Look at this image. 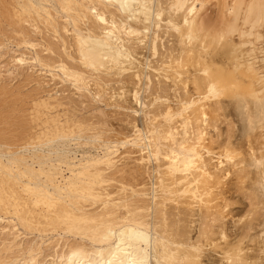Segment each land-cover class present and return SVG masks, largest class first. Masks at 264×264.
I'll use <instances>...</instances> for the list:
<instances>
[{
  "label": "bare ground",
  "instance_id": "obj_1",
  "mask_svg": "<svg viewBox=\"0 0 264 264\" xmlns=\"http://www.w3.org/2000/svg\"><path fill=\"white\" fill-rule=\"evenodd\" d=\"M213 10L218 13V19L215 22L214 20L209 22L207 18ZM163 19L166 20V27L178 31L176 38H179L180 45L188 44L187 51L185 50L188 52V63L185 61L187 64L184 65L183 62L184 68L179 70L176 66L178 71L175 70L176 68L174 69L175 79L178 77L177 80L174 77L170 78L173 85H171L173 87V91H171L174 92L176 98L178 97L179 104L173 107L172 104L169 105L170 103L162 102L165 101L164 99L161 101L162 93L167 92V90H163V87L171 88L170 84L165 82L162 86L164 81L160 80L156 82L157 85H154L155 82L150 86L147 84L150 90L157 93L154 96V100H157V102L155 101L157 106L155 105L153 110L154 123L149 122L151 126H147L148 135L146 134L144 137H140V129L134 125V130L137 133L125 140L140 146L142 138L145 139L144 141L148 139L147 146L153 147V149L150 148L151 150L148 149L151 164L156 162L153 167H150L156 166L161 177L160 188L158 187L160 194L156 192L154 194L153 191L152 196L146 198L147 193L143 190L145 186H140L141 188L133 186L130 191H127L128 189L126 190L121 183V186H118L121 190L118 189L117 196L104 198L103 192L97 190L104 189L102 183L111 180L122 182L128 175L133 178L141 175L142 172H145L140 170L144 168L142 163L147 159H144L143 155L139 157L140 162L138 161L134 166H132L134 162L130 166L126 162L127 165L117 167V163L115 166L113 165L110 156L112 152L109 149L97 156L81 155L77 161L76 156L72 157L68 152H64V149H62L63 152H56L58 146H66L67 139L70 136L74 137L80 131L76 130V128H80V123L76 124L79 120L67 117L63 120L60 119L58 111L63 108V102H65H62L60 97L56 99L55 96L48 94L43 98H36V101L32 103L34 106H31L36 112L34 119L40 123L38 133L32 132L33 128L29 127L30 130L32 129L30 132L27 127L29 132L25 131V134L21 129L19 135L18 131L20 130L12 128V125L9 127L17 130L14 135L18 134V139L14 135L15 139L8 136L10 135L9 130L12 131V129L8 128L7 132V125V135L0 132V216L1 213L4 215L0 218V223L3 224L0 225L2 244H0V264H153V262L157 264H264V0H0V49L7 43L15 46L16 50L20 47L25 48L24 51L28 49L29 54H25L26 51H23L16 55L13 53L16 50L12 49L14 55L11 56L15 65L23 67L24 64L31 63L32 65L34 63V65L37 64L48 69L52 76H54L52 70L58 69L65 81L69 79L77 89L84 90V85L81 86L78 83L84 78L83 71H90L98 77L99 73L101 74L102 71L106 73L113 67L117 73L127 69L131 70L132 67L135 68L133 55L140 43L146 45L145 48L154 54L157 50L156 43H158L155 40L159 34L155 29L151 34L149 33L150 36L146 32L151 28L150 25L152 27L155 25L158 29L159 22ZM143 33L144 38H147V40L144 39L145 41H142L139 36L140 34L142 36ZM246 36H248L247 39ZM228 37L230 38V41H227L228 44H236V42L240 44L239 47L237 43L239 49L235 52L236 56L242 48L241 45H246L244 47H247L245 53L248 57L245 56V60H239L242 54L240 53V58L237 57L234 60L231 56H235L231 55L232 59L229 61H232L220 65L218 64L220 62L216 61L214 53L209 50V46L222 43V41L224 43ZM237 38L242 39L237 41ZM195 39L200 44L197 46H201L199 50L192 46L193 41L196 42ZM184 46L186 47V45ZM233 48L231 52L237 49V47ZM255 49L259 50L257 51L259 54L255 52ZM241 51L243 52V50ZM252 51L257 55L252 54ZM24 54H28L27 56L31 54V56L27 58ZM225 59L228 60L227 57ZM185 66H187L186 69ZM188 66H192V68ZM139 71L141 73V70ZM26 72L24 74L27 77L22 78V80L26 78L24 82L31 78L27 79L28 72ZM29 74L31 73L29 72ZM92 74L90 73V75ZM164 77L168 78L170 75L166 74ZM3 93H1L2 96ZM132 96L136 103L138 91L134 90ZM225 97L228 100L227 98L225 100ZM90 101L92 102V100ZM10 102L14 103L12 100ZM232 104L234 107L232 109H239L240 112L246 111L244 114L246 115L244 116L246 126L242 128V130L244 129L243 134H240L243 138L233 137L235 139L232 140V134L226 133V141L219 140L217 144L219 150L215 152L211 143L215 141L214 136L218 138L222 134L219 132L218 127L221 125L217 124V120L221 116L225 117L234 113L229 109ZM68 105H66V109H69ZM159 106L161 109L157 110L156 108ZM227 106L229 107L228 111L224 112ZM87 107L89 106L87 105ZM76 109L74 110L76 111ZM133 111L136 113V109ZM52 112L56 113L52 114ZM141 112L147 113L142 109ZM141 116L144 115L141 114ZM157 116L160 117L157 118ZM6 117L3 116L0 120L2 118V122L7 120ZM15 117L18 118V116ZM133 117L136 118L135 115ZM133 117L132 119L135 120ZM17 118H14L15 121L21 123V118L18 120ZM79 118L83 120L82 117ZM231 118L233 119V117H229L226 122L228 123L227 127L230 125L227 128L228 132L234 122V119ZM23 120L21 125L25 127L28 121L25 122L27 118H23ZM28 120L30 121V119ZM8 122L10 124L12 121ZM221 124L223 123L221 122ZM1 127L3 130L5 125ZM1 129L0 131H2ZM82 129L81 131H84L85 128ZM214 131L215 133L217 131L215 135ZM231 132L233 133L232 129ZM240 135L239 137H241ZM89 136H86L87 139L93 135ZM222 139L224 140V138ZM20 140L23 143H20ZM16 141H20V144L18 145ZM89 142L83 143L88 144ZM54 145L56 147H53ZM26 146L33 150H30L28 154L19 153V149ZM44 148L47 149L46 152L43 151ZM26 149L28 148L26 147ZM152 157L154 160L151 159ZM141 164L143 167L140 166ZM63 167L68 171L67 175L63 173ZM109 168L111 169L108 173L104 172ZM231 177L238 180L235 181V184L240 185V187L237 185L238 189L240 188V193L242 192L248 203L246 205L249 207L245 214L239 216L238 220L233 219L235 222L230 223L241 224L242 228L239 229H242V235L245 236L241 240L246 238L247 244H244L243 240L241 245L238 239V242L234 240L236 243L232 241V248H227L226 246L231 247V245L226 241L224 218L227 216L229 219L228 215L232 213L230 206L234 203L233 201L231 203L229 196L226 195L227 180ZM108 194L105 193L106 196ZM95 203H98L99 207ZM93 204L94 207L91 208ZM256 214L261 215V220L258 222L260 228L257 232V236L262 238L260 241L255 240V234L249 232L254 228L253 220L257 219ZM187 215L197 216L194 219L198 220L196 222L198 223L196 229L199 230L198 238L200 237L199 233L202 234H200V241L202 238L204 239L202 236L206 235L209 236L206 238L212 240L213 237L210 235L216 232L214 227L218 225L217 222L220 223V228L216 227L218 235L215 238L222 243L213 242V247H220L222 250L220 253H223L224 256L216 259V256L210 258L205 254L208 250H202V243L192 240L194 238L190 235L192 236L194 231L190 230V223L189 225L185 224ZM5 217L8 220H4V224L1 221ZM118 217L121 218L118 219L119 221ZM194 219L190 221L187 218L186 222L188 223L187 220H189L193 224ZM196 223L193 225L196 226ZM16 225L21 227L23 232L15 229ZM191 227L194 228L192 225ZM47 231L64 236L54 240V244L51 239L53 249L50 247L51 245L47 246L53 250V253L48 254V261L42 262V260L40 263L37 255L40 254L38 244L42 239L37 244L36 240H33L36 238L33 234L31 237L33 241L27 238L28 241L21 243L23 238L20 239L18 236L23 234L24 237L25 234L33 232L42 235L41 233ZM191 231L193 233H190ZM17 238L20 241L16 240ZM215 238L213 241L216 240ZM227 240L230 241V239ZM248 241L253 244L248 245ZM46 243L48 244V241ZM223 259L225 260L223 261Z\"/></svg>",
  "mask_w": 264,
  "mask_h": 264
},
{
  "label": "rangeland",
  "instance_id": "obj_2",
  "mask_svg": "<svg viewBox=\"0 0 264 264\" xmlns=\"http://www.w3.org/2000/svg\"><path fill=\"white\" fill-rule=\"evenodd\" d=\"M213 3H214V1H212ZM211 2V3H212ZM215 12V13H214ZM213 13V14H212ZM212 13L209 15V17L207 18L208 20H209V22L211 21L212 22V20H214V22L215 21H217V19H218V13L216 12V10H213L212 11ZM211 17V18H210ZM178 19L180 18L179 16L177 17ZM211 19V20H210ZM165 22H166V20L165 19H163V20H161L160 22H159V24L161 25V27H160V25H159V27H158V29H156L157 27L154 25L153 27H152V25H150V27L152 28H150L146 33H147V35L148 36H150V34L152 33V31H155V30H157L156 32H157V34H159L158 35V37L156 38L157 40H155V42H158V43H156L157 45H156V47H157V50H156V52L153 54V53H151V51L148 49V48H145V46L146 45H144L143 43H140V44H138V46H137V48H136V53L134 52V57L133 58H135V59H133L134 61V63H133V66H135V68L134 67H132V69L130 70V69H127L126 71H123V72H119L118 71V73H117V71L116 70H114L113 68L112 69H110V70H108L106 73L104 72V71H102L101 72V74L99 73L98 74V77H97V75L96 74H92V72H90V71H88V72H86V71H83V74H85L83 77L85 78H82V80H80L78 83H80V85L82 86V85H84L83 87V89L84 90H82V89H77L76 87H75V85H73L72 83V81H69V79L67 80L66 79V81L64 80V77H63V75H62V73H60V70L58 71V69H54V70H52V73H53V75L54 76H52L51 75V72L48 70V69H44L43 67H40V66H38L37 64H35L34 65V63H32V65H31V63H27L26 65L24 64L23 65V67H25L26 68V70H24L25 68H23V67H20V66H18V65H15V62L12 60V56L15 54H20L21 52H23L24 51V49L25 48H22V47H20L18 50H16L17 48L15 47V46H12V45H9L8 43V45L6 44V48L5 47H3V48H1L0 49V103H1V105H0V118L1 117H6V118H8L7 120H4L3 122L1 121V120H3V118L0 120V124H2V123H5V122H8L9 120L10 121H12V122H10V124H9V122L8 123H5V124H2L1 126H3V125H5V132H4V129L2 130L1 128H3V127H1L0 129L2 130V131H0L1 132V134H4L5 136L7 135V133H6V125L8 126L7 127V132H8V128L9 129H12V128H18L20 131H18V134H19V132H21V129H22V131H30L31 132V130L29 129V127L30 128H33V130H32V132H35V133H38V131L40 130V123H38V121H36V119H34V116H35V114H36V112H34L35 110H34V107H32V106H34V105H32V103H34L36 100V98H43V97H45V96H47L48 94H50L51 96H55V98L56 99H58V97H60L59 99L63 102V101H65V102H63V108H61V109H59V111H58V113H60L59 115H60V119H64L65 117H67V118H69V119H73V120H79L78 121V123L76 122V124H79V126H80V128H76V130H80L81 131V129L83 128H85L84 129V131H81V133H80V131L77 133V134H75L74 135V137L73 136H70L68 139H67V141H66V146H67V148H66V146H58L57 148L58 149H60L59 151H58V149L56 148V152H63L64 150V152H68V154L69 155H71L72 157L73 156H76L75 157V159H76V161L81 157V155L82 156H84V155H92V156H97V155H101L102 154V152L103 151H105L106 149H109V150H111V154H110V156H111V158H112V162L114 163L113 165L115 166V164L117 165V167L118 166H120V165H127V163H128V166H130L133 162V165L132 166H134V164L135 163H138V161H139V157L140 156H143L144 157V159H147L146 160V162H145V160L143 161V165H144V168H141L140 170H141V172L142 171H145V172H142L141 173V175L139 174V175H137L135 178H133L132 176H129L128 174H126V175H128L127 177H125L123 180H124V182H123V180H122V182L121 181H116V180H111V181H106V182H104V183H102V188L104 187V189H97L98 191L100 190L101 192H103L102 194H103V197L104 198H114L115 196H117L118 195V191L119 190H121V189H119V187L121 186V183L125 186V188H126V190L127 191H130L131 190V188H133V186H134V188H137L138 186H139V188H141L142 186H145V187H143L144 189L143 190H145V192L147 193V196H145L146 198H150L151 196H152V193H153V191H154V194H155V192L158 194L159 192H160V180H161V177H160V174H159V172H158V169L157 168H151V167H153V164H155L154 162H153V164H151L152 163V161L150 160V157H149V150H151L150 148L152 147V146H147V142L146 141H148V139H146V141H144L145 139L144 138H142L143 139V141L141 140L140 141V146L139 145H137V144H131L130 142H126L125 140H126V138L128 139V138H131L135 133H137L134 129H135V127H134V125H136V128H138V129H140V137H144V136H146V134L148 135V132H147V129H148V127L147 126H151V123L153 122L154 123V112H153V110H154V108L157 106L156 105V102H157V100H154V96L157 94L156 92V94L152 91V90H150V88L148 87V86H150V84H154V82H155V84L154 85H157L156 84V82H158L159 80L161 81V82H163L164 81V83H162V86L165 84V82H166V84H170V86L172 85V80L170 79V78H172V77H174V79H175V71H174V69L176 68V66L178 67V70L179 69H182V68H184V65H186L187 63H188V57H187V53L188 52H186L187 50H186V48H187V46H188V44H184V45H186V47L184 46V45H180V43H179V41H178V39L176 38V34H178V31L176 30H172V28L171 27H166L165 26ZM163 25V26H162ZM167 25V24H166ZM155 29V30H154ZM161 29V30H160ZM167 31V32H166ZM159 32V33H158ZM171 33V36H170V33ZM176 32V33H175ZM145 33V34H146ZM150 33V34H149ZM161 33V34H160ZM166 33V34H165ZM168 33V34H167ZM173 34V35H172ZM162 35V36H161ZM140 37H141V39H142V41H145L144 39L146 38H144V33H143V35L141 36V34L139 35ZM166 37V38H165ZM230 37V36H229ZM226 38L227 40L226 41H224V43H223V41H222V43H218V44H210V45H212V46H209V50L212 52V53H214L213 55H214V57H215V59H216V61L217 62H220V63H218V64H222V65H225V64H227V62H230V61H232V60H230L229 61V59H234L235 60V58H237V57H239L240 58V53H242L243 54V56L245 57H248V55H247V53H245L247 50V47L245 48L244 46H246V45H244V46H242L241 45V47L243 48H240L241 50H243V52L240 50V51H238V55L236 56V53L235 52H237V50L239 49L238 48V42H236V44H237V46H236V44H228V42L227 41H230L229 39L230 38ZM247 37L248 36H246L245 38L247 39ZM158 39H159V41H158ZM161 39V40H160ZM241 39L242 38H237V41H241ZM243 39H244V37H243ZM146 40H147V38H146ZM174 40V41H173ZM196 40V39H195ZM164 41V42H163ZM171 41V42H170ZM194 43H192L193 45V48H195V49H197V50H199L200 49V47H198L200 44H198L199 43V41H197L196 40V42L195 41H193ZM198 42V43H197ZM225 42H227L226 43V45H225ZM230 43V42H229ZM225 45V47H224V45ZM141 45V46H140ZM159 45V46H158ZM196 45V46H195ZM198 45V46H197ZM232 46V47H230V46ZM235 45V46H234ZM9 46V47H8ZM144 46V47H143ZM190 46V45H189ZM191 46V47H192ZM228 46H229V48H228ZM166 47H168V48H166ZM179 47V48H178ZM197 47V48H196ZM233 47H237V49H235L234 50V52H231V50L232 49H234ZM239 47H240V44H239ZM171 49V51H169L170 49ZM172 48H174L173 50H172ZM181 48V49H180ZM183 48H185V49H183ZM231 48V49H230ZM12 49H13V51L14 50H16V51H18V52H13L12 51ZM142 49H144V50H142ZM149 51H148V50ZM160 49V50H159ZM168 51H167V50ZM176 49H178V50H176ZM189 49V48H188ZM224 49H226V50H224ZM141 50V51H140ZM162 50V51H161ZM176 50V51H175ZM180 50V51H179ZM186 50V51H185ZM208 50V51H209ZM215 52H214V51ZM219 50V51H218ZM222 52H221V51ZM26 51V52H25ZM24 52H25V54L26 53H28V49H26ZM139 53H138V52ZM159 51V52H158ZM165 51V52H164ZM227 51V52H226ZM257 51H259L258 49H255V52H257ZM14 54H13V53ZM163 52V53H162ZM175 52V53H174ZM220 52V53H219ZM231 52V53H230ZM253 53V51H252V54H254V55H257L256 53ZM2 53V54H1ZM3 53H6V54H3ZM11 53V54H10ZM151 53V54H150ZM157 53V54H156ZM215 53H217V54H215ZM233 53V54H232ZM235 53V54H234ZM244 53H245V55H244ZM258 54H259V52H257ZM24 54V56H26L27 58L28 57H30L31 56V54L29 55V56H27V55H25ZM143 54V55H142ZM147 54H148V56H147ZM184 54V55H183ZM242 54H241V58L239 59V60H245L246 59V57L244 58L243 56H242ZM3 55V56H2ZM12 55V56H11ZM140 55V56H139ZM150 55V56H149ZM174 55V56H173ZM183 55V56H182ZM221 57H219V56ZM224 55H226V56H224ZM231 55H234L235 57H233V56H231ZM146 56V57H145ZM158 56V57H157ZM230 56L232 57V58H230ZM250 56H252V55H250ZM138 57V58H137ZM158 59H157V58ZM161 57V58H160ZM176 57V58H175ZM184 57V58H183ZM216 57H219V58H216ZM225 57H227V59L228 60H224V58ZM244 59H243V58ZM137 59V60H136ZM164 59V60H163ZM174 59V60H173ZM178 59H179V61H178ZM220 59H221V61H220ZM159 60V61H158ZM175 60H176V62H175ZM233 60V61H234ZM142 61V62H141ZM174 61V62H173ZM182 61V62H181ZM185 61H187V63L185 62ZM224 61H225V63H224ZM11 64H9V63ZM150 62V63H149ZM152 62V63H151ZM185 64H184V63ZM13 63V64H12ZM149 63V64H148ZM176 63H177V65H176ZM181 63V64H180ZM126 64V63H125ZM135 64V65H134ZM179 64V65H178ZM184 64V65H183ZM9 65V66H8ZM15 67H14V66ZM31 65V66H30ZM147 65V66H146ZM158 65V66H157ZM164 65V66H163ZM168 65V66H167ZM172 65V66H171ZM180 65H183L182 67L180 66ZM28 66H29V68H28ZM165 66H167V67H165ZM6 67V68H5ZM154 67V68H153ZM179 67H181V68H179ZM186 67L187 66H185V69H186ZM189 68L191 67L192 68V66H188ZM23 68V69H22ZM43 68V69H42ZM157 68V69H156ZM163 68H164V70H163ZM170 69V70H169ZM40 70V71H39ZM43 70V71H42ZM139 70H141V73H140V71ZM176 71H178L177 70V68L175 69ZM184 70V69H183ZM25 71H27L26 73L28 74V78L27 79H29V77H31L28 81L26 80V82H24L25 80L24 79H26V78H24L23 80H22V78L23 77H27L25 74H24V72ZM55 73H54V72ZM56 71H57V73H56ZM132 72L131 74L129 73V72ZM152 71V72H151ZM157 71V72H156ZM180 71H182V70H180ZM29 72L31 73V74H29ZM34 72V73H33ZM46 72V73H45ZM92 74V75H90V73ZM133 72H135V73H133ZM161 72V73H160ZM168 72V73H167ZM19 73V74H18ZM36 73V74H35ZM60 75H59V74ZM86 73H88L87 74V76H86ZM127 73H128V75H127ZM137 73V74H136ZM147 73V74H146ZM153 75H152V74ZM157 73V74H156ZM22 74H24V75H22ZM43 74V75H42ZM57 74V76L55 77V75ZM111 74V75H110ZM170 75V77H168V78H165L164 76L165 75ZM183 74H185V72H183ZM33 75V76H32ZM36 75V76H35ZM41 75H42V77H41ZM61 75H62V77H61ZM110 75V76H109ZM116 75V76H115ZM120 75V76H119ZM140 75V76H139ZM143 75H145V76H143ZM86 76V77H85ZM100 76V77H99ZM136 76V77H135ZM139 76V77H138ZM157 76V77H156ZM159 76V77H158ZM181 76V75H180ZM182 76H184V75H182ZM16 77V78H15ZM20 77V78H19ZM88 77V78H87ZM122 77V78H121ZM130 77V78H129ZM161 77V78H160ZM35 80H34V79ZM39 78V79H38ZM96 78V79H95ZM33 79V80H32ZM84 79V80H83ZM117 79V80H116ZM126 79H127V81H126ZM168 79V80H167ZM178 79V77L175 79V80H177ZM20 80H22V81H20ZM38 80V81H37ZM100 82H99V81ZM136 80V81H135ZM171 80V81H170ZM35 81V82H34ZM85 82V84H84V82ZM98 81V82H97ZM102 81V82H101ZM47 82V83H46ZM83 82V83H82ZM130 82V83H129ZM146 82V83H145ZM4 83V84H3ZM20 85H19V84ZM23 83V84H22ZM41 83V84H40ZM88 83V84H87ZM101 83V84H100ZM121 83V84H120ZM7 84V85H6ZM96 84V85H95ZM100 84V85H99ZM116 84V85H115ZM133 84V85H132ZM147 84H148V86H147ZM4 85V86H3ZM15 85V86H14ZM19 85V86H18ZM25 85V86H24ZM136 85V86H135ZM160 85H161V83H160ZM23 86V87H22ZM35 86H37L36 88H35ZM88 86V87H87ZM90 86V87H89ZM93 86V87H92ZM126 86V87H125ZM173 86V85H172ZM171 86V88L170 87H168V89L167 88H164L163 87V90H167V92H163L162 93V98H161V101H162V99H164L165 101H162V102H166V103H170L169 105H171V106H173V107H175L176 106V104H179L178 103V101H177V98H176V96H175V94H173L174 92H172L173 90V87ZM180 86V85H179ZM3 87V88H2ZM15 87H16V89H15ZM20 87H21V89H20ZM40 87V88H39ZM110 89H109V88ZM121 87V88H120ZM131 87H133V88H131ZM10 88V89H9ZM13 90H12V89ZM119 88V89H118ZM146 88V89H145ZM149 88V89H148ZM7 89V90H6ZM19 89V90H18ZM98 89H100V90H98ZM105 89H106V91H105ZM118 89V90H117ZM123 89V90H122ZM169 89H170V91H169ZM103 90V91H102ZM115 90V91H114ZM134 90H137L138 91V101L140 102H138V101H136V103H135V100H133V96H132V94H133V91ZM172 90V91H171ZM3 91H4V93H3ZM7 91V92H6ZM25 91H27V92H25ZM33 91H34V93H33ZM39 91V92H38ZM86 91H88V92H86ZM112 93H111V92ZM132 91V92H131ZM152 91V92H151ZM176 91H178V90H176ZM179 91H180V89H179ZM178 91V92H179ZM20 92V93H19ZM81 92V93H80ZM94 92H95V94H94ZM97 92V93H96ZM1 93H3V96H2V94ZM25 93V94H24ZM27 93V94H26ZM31 93V94H30ZM37 93V94H36ZM85 93V94H84ZM89 93V94H88ZM93 93V94H92ZM103 93V94H102ZM4 94H5V96H4ZM20 94H22V95H20ZM34 94V95H33ZM37 95V97H36V95ZM40 94V95H39ZM54 94V95H53ZM63 94V95H62ZM73 94V95H72ZM82 94V95H81ZM87 94V95H86ZM113 94V95H112ZM119 94V95H118ZM128 94H130V95H128ZM146 94V95H145ZM11 95V96H10ZM89 95H90V97H89ZM95 95V96H94ZM168 95V96H167ZM173 95V96H172ZM13 96V97H12ZM27 96V97H26ZM71 96H72V98H71ZM76 96V97H75ZM88 96V97H87ZM92 96H93V98H92ZM107 96V97H106ZM118 96H119V98H118ZM6 97H7V99H6ZM8 97H10V98H8ZM18 99H16V98ZM25 97V98H24ZM30 99H29V98ZM32 97V98H31ZM35 97V98H34ZM84 97V98H83ZM86 97V98H85ZM128 97V98H127ZM132 97V98H131ZM20 98V99H19ZM26 99V100H23V99ZM87 98H88V100H87ZM170 98V99H169ZM226 98L227 97H225V100H226ZM2 99V100H1ZM75 99V100H74ZM81 99H83V100H81ZM92 100V102L90 101V100ZM106 99H107V101H106ZM229 99H231V98H229ZM7 100V101H6ZM9 100V101H8ZM12 100V102H14L13 104L10 102ZM17 100V101H16ZM72 100V101H71ZM116 100V101H115ZM120 100V101H119ZM132 100V101H131ZM169 100V101H168ZM227 100H228V98H227ZM2 101V102H1ZM75 101V102H74ZM76 101H78V102H76ZM85 101V102H84ZM156 101V102H155ZM20 102V103H19ZM112 102V103H111ZM117 102V103H116ZM125 102V103H124ZM149 102V103H148ZM158 102H159V100H158ZM227 102V101H226ZM7 103V104H6ZM86 103V104H85ZM109 103H110V105H109ZM119 103V104H118ZM133 103V104H132ZM151 103V104H150ZM67 104H69L68 106V108L69 109H66L67 108ZM92 104V105H91ZM136 104V105H135ZM140 104V105H139ZM143 104V105H142ZM4 105V106H3ZM7 105V106H6ZM11 105V106H10ZM32 105V106H31ZM81 105H83V106H81ZM86 105V106H85ZM87 105L90 107H87ZM125 105V106H124ZM133 105V106H132ZM136 107H135V106ZM138 105V106H137ZM156 105V106H155ZM21 106V107H20ZM27 106V107H26ZM29 106H30V108H29ZM72 106V107H71ZM128 106V107H127ZM25 107V108H24ZM77 109H76V108ZM131 107V108H130ZM135 107V108H134ZM142 107V108H141ZM232 107H233V104H232V106H231V108H229L228 106L226 107V109L224 110V112H227L228 111V108L229 109H231L230 111L231 112H234V113H231V114H228V115H226L225 117H227V118H225L224 116H221L218 120H217V124H219V126L220 127H218V129H220L219 130V132L220 133H222L221 134V137H220V135L218 136V138H217V136L215 137L214 136V140L215 141H213L211 144H212V146H214V149H213V151H215V152H217L218 150H219V148L217 147V144L219 143V140L220 141H226V139H227V137H226V135L227 134H232V140H234L235 138H237L238 137V139L239 138H243L242 137V135H240V134H243V131H244V129L242 130V128H245V126H246V118L244 117V116H246V115H244V114H246V111H244V110H242V112H240L239 111V109H232ZM17 108V109H16ZM70 108H72V110H70ZM87 110H86V109ZM89 108V109H88ZM234 108V107H233ZM8 109V110H7ZM74 109H76V111L74 110ZM78 109H79V112H78ZM111 109V110H110ZM134 109H136V113H134ZM138 109V110H137ZM141 109H142V111L144 112H147V113H142L141 112ZM145 109V110H144ZM146 109H147V111H146ZM157 110H159V109H161V107L159 106L158 108H156ZM10 110V111H9ZM156 110V111H157ZM20 111H21V113H20ZM25 111V112H24ZM29 111V112H28ZM73 111V112H72ZM83 111V112H82ZM92 111V112H91ZM4 112V113H3ZM9 114H8V113ZM13 112V113H12ZM16 112V113H15ZM34 112V113H33ZM62 112V113H61ZM68 112H71V113H68ZM91 112V113H90ZM108 112V113H107ZM117 112V113H116ZM123 112V113H122ZM7 113V114H6ZM20 113V114H19ZM56 112H52V114H55ZM105 113V114H104ZM111 113V114H110ZM236 113V114H235ZM242 113V114H241ZM12 114V115H11ZM17 114V115H16ZM29 115L28 117H27V115ZM63 114V115H62ZM92 114V115H91ZM97 114H98V116H97ZM141 114L142 115H144V116H141ZM10 115V116H9ZM83 115V116H82ZM136 116V118L135 117H133V116ZM150 115V116H149ZM233 115V116H232ZM243 115V116H242ZM14 117V118H17V117H15V116H18V118H17V120L18 119H20L21 118V123L24 121L23 120V118L24 119H26L27 118V120L25 121V122H27L28 121V123L26 124L25 122V124L27 125V126H23V125H21V123L20 122H18V121H15V119L14 118H12V117ZM23 116V117H22ZM32 116V117H31ZM90 116H92V117H90ZM112 116H114V117H112ZM220 116V115H219ZM218 116V117H219ZM26 117V118H25ZM79 117H82L83 118V120L81 119V118H79ZM104 117V118H103ZM121 119H120V118ZM132 117L133 118H135V120L134 119H132ZM160 116H157V118H159ZM217 117V118H218ZM224 117V118H223ZM229 117H233V126H232V131H233V133L231 132V129L229 130V132H228V127L230 126H228L227 127V124L228 123H226L227 122V120L229 119ZM5 118V119H6ZM93 118V119H92ZM108 118V119H107ZM123 118V119H122ZM144 118V119H143ZM150 118H152V119H150ZM28 119H30V121L28 120ZM33 119V120H32ZM85 119V120H84ZM89 121H88V120ZM99 119V120H98ZM139 119V120H138ZM141 119H143V120H141ZM221 119V120H220ZM226 119V120H225ZM239 119V120H238ZM23 120V121H22ZM31 120H32V122H31ZM83 121L82 123H81V121ZM109 120V121H108ZM122 120V121H121ZM133 120V121H132ZM213 120V119H212ZM211 120V121H212ZM86 121H88V122H86ZM121 121V122H120ZM132 121V122H131ZM142 121V122H141ZM152 121V122H151ZM225 121V122H224ZM17 122V123H16ZM38 123V124H36V123ZM84 122H86L85 123V125H84ZM97 122H98V124H97ZM137 122V123H136ZM139 122V123H138ZM149 122H151V123H149ZM221 122L224 124L225 123V125H223V124H221ZM229 122V121H228ZM244 122V123H243ZM18 123H20L19 125H21V126H19L18 125ZM23 123V124H24ZM88 123V124H87ZM141 123V124H140ZM152 123V124H153ZM243 123V124H242ZM13 124H15V125H13ZM143 124V125H142ZM245 124V125H244ZM13 127H12V126ZM16 125H17V127H16ZM30 125V126H29ZM83 125V126H82ZM97 125V126H96ZM100 125V126H99ZM103 125H105V126H103ZM106 125H108V126H106ZM133 125V126H132ZM244 125V126H243ZM9 126H11V127H9ZM24 128H23V127ZM34 126V127H33ZM86 126V127H85ZM90 126H92V127H90ZM103 126V127H102ZM131 126V127H130ZM138 126V127H137ZM21 127V128H20ZM28 127V128H27ZM89 127V128H88ZM145 127V128H144ZM147 127V128H146ZM28 130H27V129ZM87 128V129H86ZM91 128V129H90ZM93 128V129H92ZM105 128V129H104ZM108 128V129H107ZM129 128V129H128ZM235 128V129H234ZM82 129V130H83ZM143 129H145V130H143ZM14 130V131H13ZM38 130V131H37ZM87 130V132L85 133V131ZM91 130V131H90ZM227 131V132H223V131ZM10 132H9V134L10 135H8V136H10L11 138H14L15 139V137H17V139H18V136L21 134H17V136H15L14 134H16L17 133V130H15V129H12V131L11 130H9ZM16 131V132H15ZM28 131V132H29ZM99 131V132H98ZM104 131V132H103ZM3 132V133H2ZM27 132V133H28ZM108 132V133H107ZM132 132V133H131ZM6 133V134H5ZM85 133V134H84ZM92 133V134H91ZM216 133H217V131H216ZM215 133V131H214V135L216 134ZM227 133V134H226ZM25 134H26V132H25ZM78 134H81L80 136L78 135ZM84 134V135H83ZM144 134V135H143ZM15 137H14V136ZM88 137L89 135L91 136V135H93V136H91V138H89V139H91V140H89V139H87V137ZM224 135H225V137H224ZM234 135V136H233ZM239 135L241 136V137H239ZM85 136V138H86V140H85V138H83ZM89 136V137H90ZM108 136V137H107ZM75 137H77V138H75ZM106 137H107V140H106ZM233 137H235V138H233ZM217 138V139H216ZM222 138H224V140L222 139ZM94 139V140H93ZM222 139V140H221ZM73 140V141H72ZM81 144H79L77 141ZM93 140V141H92ZM106 140V141H105ZM217 140H218V142H217ZM21 141V140H20ZM20 141H16V142H18V145L20 144V143H23L22 141L20 142ZM69 141V142H68ZM71 141V142H70ZM90 141V142H89ZM92 141V142H91ZM95 141V142H94ZM124 141V142H123ZM20 142V143H19ZM73 142V143H72ZM82 142V143H81ZM83 142H85V143H87V142H89L88 144H85V143H83ZM105 142V143H104ZM109 142V144H107V143ZM144 142H145V144H146V146H144L143 147V145H145L144 144ZM95 143V144H94ZM77 144H78V146H77ZM93 146H92V145ZM107 144V145H106ZM73 145V146H72ZM70 146V147H69ZM132 146V147H131ZM5 147V146H4ZM19 147V146H18ZM26 147L28 148V149H26ZM25 148H20L18 151H19V153L20 152H22V154H28L29 152H30V150H33V149H29V147L28 146H26ZM53 147H56V145H54ZM112 147V148H111ZM148 147V148H147ZM0 149H1V147H0ZM62 149H64V150H62ZM73 149V150H72ZM132 149V150H131ZM149 149V150H148ZM152 149H153V147H152ZM26 150V151H25ZM46 148H44L43 149V151L44 152H46ZM68 150V151H67ZM139 150V151H138ZM69 151H70V153H69ZM138 151V152H137ZM146 151V152H145ZM26 152V153H25ZM87 152V153H86ZM141 154H140V153ZM148 152V153H147ZM98 153V154H97ZM130 153V154H129ZM135 153V154H134ZM138 153V154H137ZM146 153V154H145ZM4 154H6L5 152H4ZM129 156V157H128ZM133 156V157H132ZM147 156V157H146ZM121 159V160H120ZM151 159H153L154 160V158L152 157ZM119 160V161H118ZM127 162V163H126ZM140 162V161H139ZM145 163H146V165H145ZM140 165V166H142L143 167V165ZM104 166V165H103ZM131 166V167H132ZM147 168H146V167ZM151 166V167H150ZM63 169V173L65 174V175H67V173H68V171L65 169V167H63L62 168ZM110 169L111 168H109V169H106L104 172H106V173H108V171H110ZM145 169V170H144ZM157 169V170H156ZM149 170V171H148ZM146 173V174H145ZM150 175H149V174ZM153 174V175H152ZM125 175V176H126ZM136 175V174H135ZM146 175V176H145ZM158 176V178H157V176ZM139 177V178H138ZM145 179H144V178ZM148 177V178H147ZM142 178V179H141ZM155 178V179H154ZM160 178V179H159ZM233 177H231V178H229L228 180H227V185H226V188H227V193H226V195L227 196H229V199L231 200V203H232V201L234 202L231 206H230V208L232 209V213H231V215H232V217H231V215H228L229 216V219H228V217L226 216L224 219V222H225V228H226V234H227V239H230V241L229 240H227L226 239V241H228L227 243L228 244H230L231 245V247L229 246H226L227 248H232V244H233V242L234 243H236L235 241H237L238 242V239L240 240L239 242L241 243V245L243 244V240H244V244H247V242H246V238H243V240H241L242 239V237H245L244 235H242L243 233V231H242V229H239V228H242V227H240L241 226V224H239L238 222H236L235 224H236V226H235V224L233 225V223H230V222H233L234 220H238V218H240L239 216H242L243 214H245L246 213V210L248 209V207L249 206H247L246 205V203H247V201H246V199L244 198V196L242 195V192L240 193V188L238 189V186L240 187V185L237 183V184H235L238 180H236V179H234L233 178V180H231ZM141 179V180H140ZM150 179V180H149ZM152 179H154V180H152ZM136 180V182H134ZM156 180H157V183H155L156 182ZM113 181H114V183H113ZM147 181V182H146ZM236 181V182H235ZM110 182H112V183H110ZM116 182V183H115ZM106 183V184H105ZM131 183H132V185H131ZM143 183V184H142ZM136 186H135V185ZM149 184V185H148ZM153 184V185H152ZM235 186H234V185ZM155 185H156V187H155ZM238 185V186H237ZM110 186V187H109ZM112 186V187H111ZM119 186V187H118ZM131 186V187H130ZM141 186V187H140ZM147 186H149V187H147ZM237 186V187H236ZM128 187V188H127ZM147 187V188H146ZM159 187V188H158ZM112 188V189H111ZM119 189V190H118ZM147 189V190H146ZM238 189V190H237ZM124 191H125V189H124ZM127 191H125V192H127ZM109 193L110 194V196H109V194L106 196L105 195V193ZM160 194V193H159ZM243 196V197H242ZM86 203L89 205V202L88 201H86ZM85 203V205L87 206V204ZM99 203V202H98ZM98 203L96 204V206H98ZM248 204V203H247ZM90 206V205H89ZM92 206L94 207V204L93 205H91V208H92ZM247 206V207H246ZM99 207V206H98ZM87 208H89L90 209V207H87ZM94 209V208H93ZM98 209V208H97ZM4 215L1 213V216H0V218H2ZM191 217H193V216H190V215H187L186 216V219L188 218V219H190V221L192 220V219H194V218H197V216H194L193 218H191ZM255 217H257V219L255 220H253V224H254V228L251 230V231H249V232H251V234H255V236H254V238H255V240H259L260 241V239H262L261 237H259V236H257V232H258V229L260 228V226L258 225V222L261 220V215H257L256 214V216ZM227 218V219H226ZM232 220H231V219ZM120 220L121 218H117V220ZM186 219H185V224L187 225H189V223H190V230H193L194 231V233H193V231H191L190 233H193L192 234V236L190 235V237H193L194 239H192L193 241L195 240H197V242H200V243H202V246H201V248H202V250H208V251H204L205 252V254H207V256L208 257H210V258H214L215 256V259L218 257H222V255L224 256V254L223 253H220L222 250L220 249V247H213V244L214 243H216V242H218V243H222V241H220L219 239H217V238H215V237H217V229H219L220 228V223L219 222H217L218 223V225L217 226H215L214 228H215V230H216V232H214V233H216V234H209L210 235V237H213V239L215 238L216 240H214L213 241V239L211 240V238H209L208 239V235H206V234H203V235H206V236H208L207 238H206V236H202V237H204V239L202 238V242L200 241V237H201V233H199V238H198V236H197V234H198V232H199V230L198 229H196V228H198L197 227V225H198V223H196L198 220L197 219H194L195 221V223H196V226L195 225H193V224H195L193 221H192V223L193 224H191V222L189 221V220H187L188 221V223L186 222ZM234 219V220H233ZM6 221V220H8V219H6V217L5 218H3V220L1 221L2 223H4L3 221ZM118 220V221H119ZM235 222V221H234ZM216 223V224H217ZM229 223V224H228ZM5 224V223H4ZM0 225L2 226L3 224H1L0 223ZM6 225H8V224H6ZM191 225L192 226H194V228H192L191 227ZM232 227H231V226ZM1 226H0V228H1ZM188 226V227H189ZM216 227H217V229H216ZM8 228V227H7ZM214 228H213V231H215L214 230ZM235 228V229H234ZM237 228V229H236ZM15 229H19L20 230V232H23V230H22V228L21 227H18L17 225L15 226ZM195 229H196V231H195ZM231 229V230H230ZM6 230V229H5ZM198 230V231H197ZM232 230H233V232H232ZM235 230H237L238 231V233H237V231H235ZM239 230H241V231H239ZM235 231V232H234ZM19 231H18V233H20ZM27 234H29V236H27ZM27 234H25L26 236H24L23 237V234H21L20 236H18V238H23V240H21L22 242L21 243H25L26 241H28V239H30L31 240V237H32V235L34 234V237H36V238H32L34 241L36 240V242H37V244L39 243V241H41L40 239H42V241L40 242V244H38V246H40V250H39V253L40 254H38L37 255V258L39 259V262L40 261H42V262H45V261H48L47 259H49V258H47L49 255L48 254H52L53 253V248H52V244H54L53 243V241L54 240H56L58 237H61V236H64V235H58V234H56V233H51V232H49V231H47L46 233H41L42 235H39L38 233H35V232H33V233H27ZM31 234V235H30ZM53 234H55V235H53ZM201 234V235H200ZM57 235V236H56ZM194 235V236H193ZM41 236V237H40ZM55 236V237H54ZM195 236H197V237H195ZM240 236V237H239ZM65 237H67L66 235H65ZM235 237V238H234ZM257 237V238H256ZM16 239V240H18V241H20V239ZM28 238V239H27ZM50 238V239H49ZM71 238V237H70ZM70 238H68V239H70ZM195 238H198L199 239V241H198V239H195ZM206 238V239H205ZM237 238V239H236ZM39 239V240H38ZM51 239H52V244H51ZM208 239V240H207ZM232 239V240H231ZM33 240H31V241H33ZM38 240V241H37ZM45 240V241H44ZM204 240V241H203ZM235 240V241H234ZM48 241V244L46 243ZM210 241V242H209ZM233 241V242H232ZM55 242V241H54ZM212 242V243H211ZM214 242V243H213ZM46 243V244H45ZM0 244H1V239H0ZM43 244V245H42ZM251 244H253V242H249L248 241V245H251ZM2 245V244H1ZM1 245H0V247H1ZM43 247H42V246ZM50 246V247H48V246ZM216 245V244H215ZM221 245V244H220ZM213 247V248H212ZM223 247H225V246H223ZM44 248V249H43ZM48 248V249H47ZM213 249V250H211V249ZM217 249V250H215V249ZM47 250V251H46ZM50 250V251H49ZM51 250H52V252H51ZM220 250V251H219ZM214 253H213V252ZM210 253V254H209ZM46 254H47V256H46ZM219 254H221V255H219ZM41 256V257H40ZM50 258H51V256H50ZM225 259H223V261H224ZM41 263V262H40ZM153 264H157L156 262H153Z\"/></svg>",
  "mask_w": 264,
  "mask_h": 264
}]
</instances>
